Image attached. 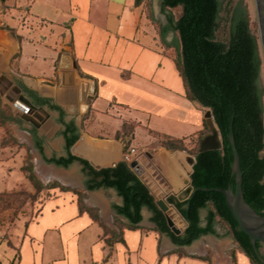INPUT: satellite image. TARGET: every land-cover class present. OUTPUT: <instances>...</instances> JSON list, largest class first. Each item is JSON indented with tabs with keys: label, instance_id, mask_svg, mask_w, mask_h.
<instances>
[{
	"label": "crops",
	"instance_id": "0c3cea01",
	"mask_svg": "<svg viewBox=\"0 0 264 264\" xmlns=\"http://www.w3.org/2000/svg\"><path fill=\"white\" fill-rule=\"evenodd\" d=\"M149 1L0 0V109L11 118L0 123V196L23 186L37 196L15 219L12 246H0V264H253L219 223L215 235L179 246L147 207L133 224L115 189L87 188L82 161L115 168L135 149L142 175L130 170L155 202L153 189L179 200L186 193L196 157L155 136L198 140L205 117L169 55L177 33L169 22L157 33ZM67 136L77 137L69 150ZM28 154L46 180L71 189L55 186L46 197L42 178L36 190L24 171ZM70 156L78 160L57 165Z\"/></svg>",
	"mask_w": 264,
	"mask_h": 264
},
{
	"label": "trees",
	"instance_id": "16d2710c",
	"mask_svg": "<svg viewBox=\"0 0 264 264\" xmlns=\"http://www.w3.org/2000/svg\"><path fill=\"white\" fill-rule=\"evenodd\" d=\"M162 9L182 8L178 20L168 16V22L178 36V56L175 64L183 79L187 98L212 112L223 148L196 154L191 175L193 189H228L235 192L232 174L233 154L228 142L229 123L235 112L233 135L243 173V195L246 203L264 217V120L262 90L259 86L262 58L258 38L251 33L249 15L241 0H160ZM140 0H136L139 4ZM224 30V35L220 33ZM11 120L0 109V123ZM202 136V135H201ZM163 147L178 148L182 141L167 138ZM67 149L76 136L66 137ZM185 151V150H184ZM78 159L70 156L57 160L67 167ZM89 171V190L115 189L124 200L119 213L137 224L142 220L141 210L153 212V222L161 233L168 234L179 246L192 244L201 236L215 235V227L224 223L237 244L253 264H263L262 244L253 246L233 219L224 196L216 191H198L194 196L184 193L183 200L170 197L183 216L187 228L180 236L169 229L164 214L157 208L146 186L123 162L115 168L97 171L82 161ZM206 211L205 226L201 212Z\"/></svg>",
	"mask_w": 264,
	"mask_h": 264
},
{
	"label": "rangeland",
	"instance_id": "374dc122",
	"mask_svg": "<svg viewBox=\"0 0 264 264\" xmlns=\"http://www.w3.org/2000/svg\"><path fill=\"white\" fill-rule=\"evenodd\" d=\"M234 1H237V0H234ZM241 1L248 11L251 33L255 35L259 41L260 54L262 58L259 86L262 90V101H263V108H264V50H263L262 42L260 38L256 0H241ZM146 6H147L146 8H147L148 20L150 23L156 26L155 28L158 34H160L162 24H165L168 22V19H167L168 15L172 16L174 20H178L182 14L181 7H178L175 9H165L164 10L161 8L160 4L153 2V0H150L149 2H147ZM0 15H1V12H0ZM224 30L225 29H222L220 36L224 35ZM175 39L178 40V37L175 36ZM169 55L176 59L178 56V51L176 49H172L169 51ZM208 110L209 109L201 107V111L204 117ZM263 120H264V112H263ZM205 125H206V129L198 140L190 139L189 140L190 143H182L181 145L178 144L177 147L183 148L191 156H196V154L199 151L200 141L202 140L203 137L211 133L206 124V119H205ZM131 128H132V125L125 126L122 136L129 137L131 134L130 132ZM155 138L157 139L158 143H160L161 145L167 142V139L161 136H155ZM261 156H264V151L262 152ZM37 160L38 159L35 156V154L33 155L28 154L27 161H26L27 165L24 170L30 173L27 179L30 181L31 185L35 187L36 190L38 188L39 189L42 188V185H41L42 183L39 181V179H42V178L45 179L44 189L46 190L45 191L46 197H48L50 194L49 190H51V188L55 186H57V189H61V190L71 189L70 187L64 186L61 181L57 180V182L53 183V179H50V181L46 180V177H45L46 174L44 173H47V170L45 169V171H43L42 169H40V171L42 170L41 172L42 174H40L39 171L35 169ZM152 191L157 200L166 199V202L168 203L167 199L171 196L170 190L153 189ZM79 195L81 196V198L83 197L81 193H79ZM36 199H37L36 194L35 195L32 194L31 191H29V189H26L24 186L17 189V191H14L12 193H6L0 196V246H6V245H9L10 247L12 246L11 241L13 237V229H14V226H16L15 219L18 218L20 215L22 216L28 215L30 211L28 204ZM169 205H167L168 208L170 207L169 209H173L175 211L174 218L176 219V223H177L175 226L178 229L182 230L186 226L185 219L173 205L171 204ZM219 225L224 231L229 232L228 227L224 223L219 222ZM260 252H261L260 254L264 256V245H262Z\"/></svg>",
	"mask_w": 264,
	"mask_h": 264
},
{
	"label": "water",
	"instance_id": "95a60500",
	"mask_svg": "<svg viewBox=\"0 0 264 264\" xmlns=\"http://www.w3.org/2000/svg\"><path fill=\"white\" fill-rule=\"evenodd\" d=\"M257 6V14H258V22H259V30H260V38L262 42V47L264 50V0H256ZM31 108L35 109V107L29 104ZM206 124L210 130V134L206 135L200 141V147L198 154H202L209 151H220L223 148L221 136L215 122L213 120L212 112L208 110L205 115ZM235 119V112L232 115L229 123V132H228V142L230 144L232 154H233V168L232 174L235 176V192L228 189L224 190L221 188L214 189H206L199 188L193 189L191 175L193 171H190L188 176L189 180L185 183L187 186L186 192L190 193L191 196H194L196 192H212L216 191L221 193L226 201V205L233 217L236 221L238 228L241 232L246 234L248 238L251 240L254 247H256V243H260L264 245V217L259 215L256 211H254L245 201L243 195V173L241 170L240 157L237 152L235 146V140L233 135V122ZM190 164L193 167L196 164V158H190ZM129 168L138 176H141V171L139 168L138 160H135L131 164L128 165ZM181 190H178L179 192ZM157 208L164 214L167 225L171 232L175 235L180 236L185 231L186 227L182 230L178 229L172 219L167 215L168 204L166 199L156 200ZM264 264V260L262 261Z\"/></svg>",
	"mask_w": 264,
	"mask_h": 264
},
{
	"label": "built area",
	"instance_id": "2783aa9c",
	"mask_svg": "<svg viewBox=\"0 0 264 264\" xmlns=\"http://www.w3.org/2000/svg\"><path fill=\"white\" fill-rule=\"evenodd\" d=\"M136 150L135 149H130L128 152H125L123 155V160L125 163L127 164H131L132 162H134L136 159L134 158V156L136 155Z\"/></svg>",
	"mask_w": 264,
	"mask_h": 264
},
{
	"label": "bare ground",
	"instance_id": "6f19581e",
	"mask_svg": "<svg viewBox=\"0 0 264 264\" xmlns=\"http://www.w3.org/2000/svg\"><path fill=\"white\" fill-rule=\"evenodd\" d=\"M170 208V207H169ZM168 208V209H169ZM174 210L173 209H169L168 211H167V213H168V216L172 219V221L174 222V224H175V218H174V216H175V214H174ZM176 225V224H175Z\"/></svg>",
	"mask_w": 264,
	"mask_h": 264
}]
</instances>
